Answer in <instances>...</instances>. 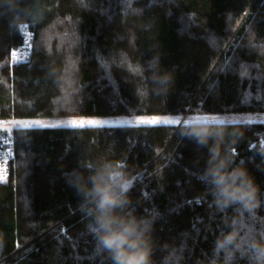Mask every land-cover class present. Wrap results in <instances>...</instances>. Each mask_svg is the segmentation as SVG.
<instances>
[{
    "label": "trees",
    "instance_id": "16d2710c",
    "mask_svg": "<svg viewBox=\"0 0 264 264\" xmlns=\"http://www.w3.org/2000/svg\"><path fill=\"white\" fill-rule=\"evenodd\" d=\"M34 3L35 0H25ZM45 18H30L13 0H0V121L11 135L10 173L0 176V264H112L89 227L91 217L66 174L85 161L126 160L134 186L132 210L154 222V264H257L253 237H264V121L211 123L228 129L236 163L261 189L258 208H217L199 174L207 149L180 135L176 124L25 126L22 120L119 114H204L264 111V0H40ZM83 17V98L54 107L58 91L46 75L62 57L45 55L41 28L53 17ZM125 49L137 63L154 56L175 81L166 94L137 100L139 83L110 67L109 54ZM131 81V82H129ZM243 133L241 136L240 133ZM2 142L0 141V145ZM238 218L241 244L213 253L217 236ZM175 249L174 260L165 259Z\"/></svg>",
    "mask_w": 264,
    "mask_h": 264
},
{
    "label": "clouds",
    "instance_id": "9594fccd",
    "mask_svg": "<svg viewBox=\"0 0 264 264\" xmlns=\"http://www.w3.org/2000/svg\"><path fill=\"white\" fill-rule=\"evenodd\" d=\"M13 3L24 12L13 17L17 27L29 18L37 23L43 22L45 7L40 0L31 4L25 0H13ZM75 3L84 11L89 10L88 0H75ZM82 22V16L72 19L57 15L40 31L39 45L45 55L53 57L59 54L62 57L60 65L50 63L46 72L58 91L54 97V107L58 109L71 108L83 98L86 85L82 83V57L78 51L84 42L80 32ZM249 44L250 51L264 56V44L257 43L255 39L249 40ZM106 61L110 67L122 70L139 81L133 86L137 100H146L152 93L166 94L175 81L173 71L164 69L158 56L140 64L121 48L109 54ZM180 135L199 148L207 149V159L199 177L213 196L217 208L237 206L248 211L260 206V186L245 165L236 163L238 153L234 145L238 138L233 136L229 139L227 128L191 121L181 128ZM127 168L126 160L85 161L66 177L80 195L81 203L87 206V214L91 217L89 227L98 245L107 251L112 264H154L155 220L132 210L134 181ZM237 225L238 218H233L228 225L230 230L222 231L214 241L213 253H234L242 246ZM250 246L256 252L257 264H264V237H253ZM176 255L175 249H169L165 259L172 261Z\"/></svg>",
    "mask_w": 264,
    "mask_h": 264
},
{
    "label": "rangeland",
    "instance_id": "374dc122",
    "mask_svg": "<svg viewBox=\"0 0 264 264\" xmlns=\"http://www.w3.org/2000/svg\"><path fill=\"white\" fill-rule=\"evenodd\" d=\"M157 119L160 121L157 124H165L164 121H177L176 124L185 119L188 122L199 121L204 123H229V122H255L264 121V111H252L243 113H204V114H179V113H164V114H119L109 116H67V117H49V118H30L22 120L21 125L27 126H73L72 121L77 123L84 121V126H111V125H144L147 123H140L141 120ZM87 121H96V124H88ZM11 124L9 127H12ZM0 121V131L4 128H9ZM76 127V126H75Z\"/></svg>",
    "mask_w": 264,
    "mask_h": 264
},
{
    "label": "built area",
    "instance_id": "2783aa9c",
    "mask_svg": "<svg viewBox=\"0 0 264 264\" xmlns=\"http://www.w3.org/2000/svg\"><path fill=\"white\" fill-rule=\"evenodd\" d=\"M0 141L2 142L0 147L3 149L0 151V176L4 178L10 173L9 166L6 163L13 158L14 141L11 135H0Z\"/></svg>",
    "mask_w": 264,
    "mask_h": 264
},
{
    "label": "snow or ice",
    "instance_id": "6c2138e0",
    "mask_svg": "<svg viewBox=\"0 0 264 264\" xmlns=\"http://www.w3.org/2000/svg\"><path fill=\"white\" fill-rule=\"evenodd\" d=\"M160 121H158L157 119H151V120H141L140 123H147V124H157ZM165 123H175L177 121H173V120H167L164 121ZM73 126H77V127H84L85 122L84 121H80L79 123H77V121L73 120L72 122ZM88 124H96V121H87ZM27 126V125H26ZM2 147H0V151H2Z\"/></svg>",
    "mask_w": 264,
    "mask_h": 264
}]
</instances>
